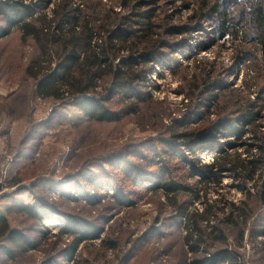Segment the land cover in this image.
Segmentation results:
<instances>
[{"label":"rangeland","instance_id":"1","mask_svg":"<svg viewBox=\"0 0 264 264\" xmlns=\"http://www.w3.org/2000/svg\"><path fill=\"white\" fill-rule=\"evenodd\" d=\"M257 1L236 5L247 11ZM73 3L85 7L83 0ZM156 6L159 18L173 25L167 38L175 52L154 64L140 99L115 96L110 107L122 113L118 121L90 119L78 97L38 96V82L26 71L30 65L38 71L32 64L38 47L17 26L0 37V217L30 244L25 249L8 234L0 238V264H193L221 252L231 253L235 264H264V171L226 169L218 180L195 172L221 150L232 153L229 165L234 153L246 158L257 150L263 127L247 126L241 138L236 133L250 105L264 122V77L253 79L250 61L235 60L238 49L249 47L242 37L248 28L239 26L234 41L230 33L217 36L214 20L191 30L195 0H157ZM185 25L190 33L183 41ZM0 27H6L1 13ZM207 82L217 85L218 96L206 106ZM220 116L229 126L215 143L198 146ZM185 133L196 136L174 138ZM168 178L189 190H167ZM72 218L90 232L67 259L76 236L65 230Z\"/></svg>","mask_w":264,"mask_h":264},{"label":"trees","instance_id":"2","mask_svg":"<svg viewBox=\"0 0 264 264\" xmlns=\"http://www.w3.org/2000/svg\"><path fill=\"white\" fill-rule=\"evenodd\" d=\"M156 1L83 0L85 7H81L80 4L74 5L73 0H33L30 3L25 0H0V13L6 21V27H0V37L10 34L12 28L17 26L23 38L33 40L38 47V59L32 62L38 71H32L31 65L26 69L29 76L38 82V96L52 97L58 101L78 97V105L85 116L97 121H118L122 118V113L110 107L115 96H118V102H127L133 95L140 99L145 94L140 90V86L145 83L154 64L164 59L168 62L175 52L167 38L172 34L170 30L173 25L167 26L169 21L165 18H161L160 23ZM195 1L197 6L191 14V30L194 26L199 27L204 22L214 20L217 36L224 37L225 33H230L235 41L239 39V26L248 28L242 37L246 44L249 43V47L238 49L235 60H249L250 66L255 70L252 78L259 77L261 80L264 77V0L250 3L251 8L247 11L242 7L239 9V5H236L239 0ZM49 4H52V8L46 13L43 10ZM161 27L164 32L170 34L163 38L161 31H157ZM179 28L182 32H188L183 39L185 41L190 33L189 26ZM256 51L259 52L260 58L255 56ZM167 53L172 55L165 58ZM106 82L108 84L103 85ZM216 88L218 87L215 83L205 84L206 106L211 98L218 96L213 93ZM262 99L264 100V97ZM261 116V110L257 109L256 105H250L238 119V138L243 136L247 126L264 128V122L259 123ZM227 120L226 117L220 116V121L202 134L203 139L200 140L203 141L199 142L198 146L215 143L218 139L215 134L229 126ZM188 136L191 138L188 140H194L196 134L185 133L174 135V138ZM257 140V150L251 152L248 157L243 158L234 153L236 160L229 165L232 153L221 150L214 155L211 163L195 167V172L204 180H218L220 171L226 169L240 168L241 171L251 173L263 172L264 129ZM229 144L231 148H235L232 141ZM249 152L247 149V153ZM168 180L169 178L166 179V184L164 183L167 190H189L174 180ZM162 185L159 184V187ZM262 186L264 203V180ZM124 202L130 205L134 203ZM72 219L67 221L65 230L74 231L76 236L72 247L65 250L67 259L72 258L76 247L88 236L87 232H90L89 227L81 223L80 219ZM0 225V238L8 234L12 243L22 244L25 249L30 248L29 241L25 244V237L8 228L4 218L0 217ZM93 232L99 234L100 229L95 228ZM192 233L193 230L191 236L187 237L188 244L193 241ZM110 247L114 248L115 245ZM191 251L197 250L191 245ZM230 257L231 253L221 252L211 258L196 260L193 264H224ZM230 259V263L235 264L232 258ZM46 264L59 263L48 261Z\"/></svg>","mask_w":264,"mask_h":264}]
</instances>
